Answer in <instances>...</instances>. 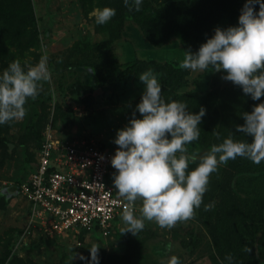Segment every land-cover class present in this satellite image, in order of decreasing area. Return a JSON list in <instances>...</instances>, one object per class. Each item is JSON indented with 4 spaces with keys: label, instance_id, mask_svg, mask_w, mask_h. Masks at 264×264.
Instances as JSON below:
<instances>
[{
    "label": "rangeland",
    "instance_id": "rangeland-1",
    "mask_svg": "<svg viewBox=\"0 0 264 264\" xmlns=\"http://www.w3.org/2000/svg\"><path fill=\"white\" fill-rule=\"evenodd\" d=\"M36 14V27L28 28L15 45L8 44V54L0 59V73L19 59L30 67L47 52L48 66L52 76L42 82L39 95L29 99L27 114L0 125V264H87L80 254L90 259L89 247L98 244L100 264H112L125 253L130 245L139 249L140 258L133 264H168L171 255H177L181 264H221L209 228L221 208L225 196L236 199L232 190V160L219 166L211 174L208 191L194 217L177 222L172 228H162L154 220H145V227L136 235L123 232L125 222L119 219L111 235L105 237L101 231L83 232L78 235L46 236L30 222L32 207L20 193L19 185L26 181L38 163L39 139L37 132L41 124L52 126L56 137L68 140H86L115 154L119 147L114 143L117 131L124 128L132 118L136 105L144 90L142 81L124 83L122 79L107 80L98 87L92 64L115 61L126 64L135 59L172 61L182 66L185 58L184 44L174 38L165 45L156 47L147 42L140 25L128 16L124 36L112 39L109 21L97 24L94 9L86 13L78 0H32ZM218 14L201 25V34L193 38L194 52L214 35L217 27L236 26L243 6L226 4ZM76 63L80 65L74 66ZM105 74V73H103ZM222 71L209 68L204 71L187 69L184 87L176 89V96L196 92L201 96L236 86L223 78ZM79 85H86L79 88ZM173 93V92H172ZM175 99V98H174ZM136 117L141 114L136 111ZM221 118L208 140L188 145L189 153L206 154L211 145L219 144L235 132L233 120ZM208 119L207 122H209ZM201 125V133L213 125ZM239 133H235L237 135ZM199 159L190 164L196 167ZM111 168L109 182L114 185ZM264 185V183H263ZM115 186V185H114ZM12 188L9 194L6 189ZM249 191L260 187H250ZM139 207L142 202L137 201ZM214 206L206 210L204 204ZM234 204V203H233ZM234 206V205H233ZM231 208L227 211L230 216ZM233 209V207H232ZM141 215V211L137 216ZM172 244L169 251L166 247ZM76 254L72 259L73 252ZM264 262V260H263Z\"/></svg>",
    "mask_w": 264,
    "mask_h": 264
},
{
    "label": "clouds",
    "instance_id": "clouds-1",
    "mask_svg": "<svg viewBox=\"0 0 264 264\" xmlns=\"http://www.w3.org/2000/svg\"><path fill=\"white\" fill-rule=\"evenodd\" d=\"M123 2L137 11L143 4V0ZM94 14L97 24H105L116 15V9L104 6L94 9ZM48 59L45 52L27 70L17 59L0 73V125L26 116L29 99L34 100L42 82L51 79ZM181 63L183 68L192 71L209 68L222 71L225 80L239 85L253 100L264 97V0H246L236 26L217 27L198 51H185ZM138 77L144 84L141 100L129 123L117 131L114 143L119 147L111 158L112 166L118 170L113 183L128 202L122 213L126 224L122 231L133 235L145 227V220H154L162 228H172L177 222L194 217L208 191L211 174L230 159L239 156L256 164L264 161V101L254 105L251 112L242 113L244 123L236 125L232 135L211 145L206 154L198 157L189 153L188 145L199 140V125L206 109L201 107L199 112H192L183 101H166L158 74L151 68ZM136 111L141 114L140 118L136 117ZM235 133L251 140L234 139ZM198 159L196 167L190 169V164ZM138 200L142 202L140 216L134 211ZM213 206L204 204L206 210ZM166 247L171 251L172 244ZM88 249L90 259L83 254L80 259L87 260V264H100L98 244ZM245 251L251 249L245 248ZM75 255L73 252L72 259ZM225 259L233 264L231 254ZM168 264H181V259L173 254Z\"/></svg>",
    "mask_w": 264,
    "mask_h": 264
},
{
    "label": "trees",
    "instance_id": "trees-1",
    "mask_svg": "<svg viewBox=\"0 0 264 264\" xmlns=\"http://www.w3.org/2000/svg\"><path fill=\"white\" fill-rule=\"evenodd\" d=\"M82 8L92 11L97 6H111L116 9V15L109 20L112 39L119 40L124 36L127 17L140 25L142 34L147 42L160 47L168 41L178 38L185 51L194 52L193 38L201 34V25L209 18L218 14L226 4L238 3L244 6L246 0H143L139 11L129 9L123 0H78ZM259 5H255L256 11ZM37 23L34 4L32 0H0V59L8 54V44L15 43L25 36L28 28H35ZM92 64L98 87L105 86L107 80L112 78L122 79L124 83L140 81L139 74L151 68L158 74L162 84V95L166 101L179 100L187 104L189 111L199 112L200 108L206 109L200 125H213L200 133L201 141L208 140L214 133L216 122L221 118L233 120V125L244 123L242 113L251 112L253 106L264 101L253 100L250 95L243 93L239 85L217 90L211 94L201 96L196 92L176 96V89L184 87L187 69L183 68L176 59L169 61L135 59L126 64H118L115 61ZM80 65L76 63L74 66ZM105 73V74H103ZM79 85L78 87H85ZM173 92V93H172ZM175 98V99H174ZM209 120V122H207ZM39 126L37 138L39 149L43 141V133ZM234 139H247L244 134L233 136ZM193 141L191 143L197 142ZM233 170L232 190L236 192V199L231 195L225 196L221 208L214 217V223L209 228L210 236L214 242L221 262L228 264L227 255L233 256V264H264V161L256 164L253 161L237 157L232 160ZM260 187V190L249 191L250 187ZM10 194L12 188L6 189ZM234 203V204H233ZM234 205V206H233ZM233 207V209H232ZM230 209V216L227 211ZM245 248L251 251H245ZM140 258L139 249H133L130 245L125 247V253L112 264H133L132 260Z\"/></svg>",
    "mask_w": 264,
    "mask_h": 264
},
{
    "label": "built area",
    "instance_id": "built-area-1",
    "mask_svg": "<svg viewBox=\"0 0 264 264\" xmlns=\"http://www.w3.org/2000/svg\"><path fill=\"white\" fill-rule=\"evenodd\" d=\"M112 156L93 142L62 139L52 126L46 127L37 166L19 185L32 207L30 222L40 233L112 234L128 203L109 182ZM134 211H141L137 202Z\"/></svg>",
    "mask_w": 264,
    "mask_h": 264
}]
</instances>
